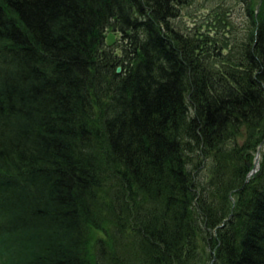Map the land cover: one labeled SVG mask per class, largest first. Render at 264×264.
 Wrapping results in <instances>:
<instances>
[{
    "label": "trees",
    "instance_id": "1",
    "mask_svg": "<svg viewBox=\"0 0 264 264\" xmlns=\"http://www.w3.org/2000/svg\"><path fill=\"white\" fill-rule=\"evenodd\" d=\"M192 1L0 0V264H264V19Z\"/></svg>",
    "mask_w": 264,
    "mask_h": 264
},
{
    "label": "rangeland",
    "instance_id": "2",
    "mask_svg": "<svg viewBox=\"0 0 264 264\" xmlns=\"http://www.w3.org/2000/svg\"><path fill=\"white\" fill-rule=\"evenodd\" d=\"M179 12L174 24L181 29H190L189 32L200 37L225 38L226 42H235V39L241 40L249 33L251 15L264 19V0H193L182 6ZM106 39L113 44L121 39V34L109 30ZM224 53H229V50Z\"/></svg>",
    "mask_w": 264,
    "mask_h": 264
},
{
    "label": "water",
    "instance_id": "3",
    "mask_svg": "<svg viewBox=\"0 0 264 264\" xmlns=\"http://www.w3.org/2000/svg\"><path fill=\"white\" fill-rule=\"evenodd\" d=\"M117 72H121V67H118ZM259 163H260V159H259V153H258L257 156H256L254 168H253V170L251 171L250 174H253L258 169Z\"/></svg>",
    "mask_w": 264,
    "mask_h": 264
}]
</instances>
